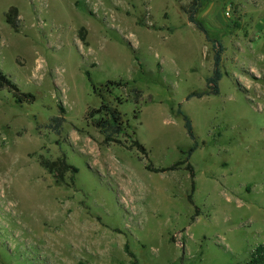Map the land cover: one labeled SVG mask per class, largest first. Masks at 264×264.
Listing matches in <instances>:
<instances>
[{"label": "rangeland", "instance_id": "rangeland-1", "mask_svg": "<svg viewBox=\"0 0 264 264\" xmlns=\"http://www.w3.org/2000/svg\"><path fill=\"white\" fill-rule=\"evenodd\" d=\"M189 2L0 0V68L37 96L0 90V264H131L126 246L138 264H247L264 247V0H203L224 77L219 96L192 99L219 49ZM108 82L127 84L104 94L132 127L111 145L88 120ZM63 159L78 173L58 184L42 164ZM18 176L41 213L5 200Z\"/></svg>", "mask_w": 264, "mask_h": 264}, {"label": "trees", "instance_id": "trees-1", "mask_svg": "<svg viewBox=\"0 0 264 264\" xmlns=\"http://www.w3.org/2000/svg\"><path fill=\"white\" fill-rule=\"evenodd\" d=\"M202 7L203 0H190L189 4L187 6H183L181 10L187 17L188 22L195 25L197 29L205 35L206 41L212 43L215 49L216 47H218L219 51L216 52L214 56L212 74L206 80V91L202 94H191L188 96V99H192L193 97L203 98L206 96H219L220 83L224 77L222 71V54L224 51V47L220 41L211 40L207 30L197 20V15L199 14ZM6 21L13 29H18L19 20L18 11L16 8L11 9L9 14L7 15ZM86 76L91 83L90 73L87 72ZM122 85L127 86V84H122V82H119L118 84L114 82H108L103 87L102 91L101 89H97L93 86L94 91L99 93L98 96L101 98V106L98 110H95L88 115V120L91 122L92 126L103 135L105 145L120 143V138L122 137L132 139V135L130 136L129 134V131L130 129H132V127L130 128L128 123L124 120V117L119 109L111 104L107 100V98H105V94L111 95L116 86ZM104 88H107L111 91H104ZM1 89H4L9 94H11L15 99V103L19 106L34 105L37 102V96L35 94L23 91L22 88L0 68V90ZM134 92L138 95L136 97V100L138 102L140 100V96L138 94L139 92L137 91V89H135ZM178 115L182 117L187 134L193 143L192 147L188 150V152H186L187 160H190L194 152L199 148V144L195 136L192 120L180 110L178 111ZM65 122V109L60 106L58 116L53 117L50 120L49 127L57 135H60L62 133V128L64 127ZM135 135L136 134L134 133L133 136ZM133 145L138 149V151L146 153L145 147L141 145L137 140H133ZM42 165L45 169L53 172L58 184H61L64 181V178L68 172L71 171L74 175L78 173V170L74 167L69 166L65 159L59 162H45V164L43 163ZM148 169L153 170L152 168ZM126 253L132 259L131 264H138V261L136 260L128 246H126ZM247 264H264V247L257 248L251 255V259Z\"/></svg>", "mask_w": 264, "mask_h": 264}, {"label": "bare ground", "instance_id": "bare-ground-1", "mask_svg": "<svg viewBox=\"0 0 264 264\" xmlns=\"http://www.w3.org/2000/svg\"><path fill=\"white\" fill-rule=\"evenodd\" d=\"M26 164L24 162H15V166H20L21 168L24 167ZM0 180H1V186L4 187V185L7 184L8 179H10L11 174L9 171L4 169L2 166H0ZM25 180L17 177L15 180L13 187H14V194L12 196L7 195L5 200L14 202L15 204L21 205L23 208H26L27 210L33 212V213H41L38 205L41 203L40 199L38 197H33L28 192L27 184L24 182ZM6 192V191H5ZM27 205V207H26ZM33 205V206H32Z\"/></svg>", "mask_w": 264, "mask_h": 264}]
</instances>
